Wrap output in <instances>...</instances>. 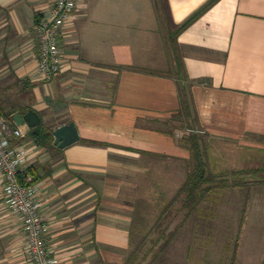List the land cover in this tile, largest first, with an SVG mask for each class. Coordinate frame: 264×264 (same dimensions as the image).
<instances>
[{"label": "crops", "instance_id": "0c3cea01", "mask_svg": "<svg viewBox=\"0 0 264 264\" xmlns=\"http://www.w3.org/2000/svg\"><path fill=\"white\" fill-rule=\"evenodd\" d=\"M55 1L0 0V100L78 129L66 147L23 141L55 264H128L139 189L186 180L183 100L215 166L264 154V0H217L181 31L210 0H78L63 70L44 80L33 26ZM25 246L0 184V264H31Z\"/></svg>", "mask_w": 264, "mask_h": 264}, {"label": "rangeland", "instance_id": "374dc122", "mask_svg": "<svg viewBox=\"0 0 264 264\" xmlns=\"http://www.w3.org/2000/svg\"><path fill=\"white\" fill-rule=\"evenodd\" d=\"M256 153L247 167L264 166V154ZM222 158L216 170H232ZM176 191L139 189L128 264H262L264 185L225 188L209 196L191 218L173 213L161 221Z\"/></svg>", "mask_w": 264, "mask_h": 264}, {"label": "built area", "instance_id": "2783aa9c", "mask_svg": "<svg viewBox=\"0 0 264 264\" xmlns=\"http://www.w3.org/2000/svg\"><path fill=\"white\" fill-rule=\"evenodd\" d=\"M78 0H56L34 23L39 48L38 70L42 79L52 80L63 70L64 49L61 37L73 19ZM30 127L17 125L0 115V184L13 213L19 215L26 231L25 252L31 264H55L46 235L48 224L42 216L43 201L33 176L27 172L29 150L24 144ZM25 172V182L20 180Z\"/></svg>", "mask_w": 264, "mask_h": 264}, {"label": "trees", "instance_id": "16d2710c", "mask_svg": "<svg viewBox=\"0 0 264 264\" xmlns=\"http://www.w3.org/2000/svg\"><path fill=\"white\" fill-rule=\"evenodd\" d=\"M216 1L210 0L204 7L188 18L179 27L178 31L188 27ZM179 77L184 81L185 75L183 71L179 73ZM31 108V106L7 108L0 100V115H4L12 120L14 124H16L14 120L15 113H25ZM191 115L188 102L183 100L181 111L173 119L181 121V127L189 131L182 139L183 143L191 150V158L188 165L189 170L187 171L186 180L183 185L177 189L176 193L167 201L161 211V221L173 213H176L175 215H185V219L191 218L202 210V204L209 196L225 188L250 187L252 184L264 185V166L217 171L213 164L214 159L210 155V146L207 140L203 135L194 131V123L187 119ZM53 131V129L48 128L42 122L41 125L31 128L27 137H32L39 145L51 147L55 140ZM27 172L33 176V181L27 184H34L39 180V176H37L32 166L27 167ZM19 177L22 182H25V172H20ZM262 264H264V259Z\"/></svg>", "mask_w": 264, "mask_h": 264}, {"label": "water", "instance_id": "95a60500", "mask_svg": "<svg viewBox=\"0 0 264 264\" xmlns=\"http://www.w3.org/2000/svg\"><path fill=\"white\" fill-rule=\"evenodd\" d=\"M17 125H28L30 128L42 124V117L38 111L31 108L25 113L17 112L14 115ZM55 144L66 147L79 140V132L74 122L64 124L54 130Z\"/></svg>", "mask_w": 264, "mask_h": 264}]
</instances>
